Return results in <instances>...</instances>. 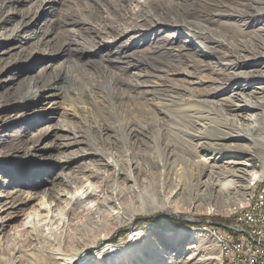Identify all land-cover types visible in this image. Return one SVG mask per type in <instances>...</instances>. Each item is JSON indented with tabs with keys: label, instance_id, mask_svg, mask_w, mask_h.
<instances>
[{
	"label": "rangeland",
	"instance_id": "1",
	"mask_svg": "<svg viewBox=\"0 0 264 264\" xmlns=\"http://www.w3.org/2000/svg\"><path fill=\"white\" fill-rule=\"evenodd\" d=\"M142 1L139 4L140 1L136 0L130 5L133 16L125 11L128 22L139 21L138 12L143 7L138 6ZM148 1L171 11L166 7L169 0ZM91 2L0 0V264H48L45 256L50 253L60 261L59 258L77 252L76 264H95L89 259L97 251L105 247L119 250L130 244L135 236L138 238L129 252L128 264H138L147 258L150 264H160V261L168 264L164 262L161 252L175 253L185 242L166 245L165 234L175 235L180 231L191 230H201L204 234V241L193 245L199 250L208 253L215 247L221 249L220 238L216 233L225 231L227 225L219 221L237 219L236 213L264 191V180L253 188L248 167L251 162L247 155L236 152L223 155L214 150L219 147L215 144L246 147L249 143L246 139L191 141L189 134L231 133L229 123L233 114L221 108L238 93L237 85L231 84L223 93L208 97L204 107L194 102L180 103L179 98L186 95L178 91L169 92L168 88H162V91L142 88L129 92L125 86L113 88L105 84L95 91L88 78L90 75L85 76V67L81 66V62L66 63L67 56L70 59L74 56L69 51L74 46L65 48L62 56L38 53L33 47L41 44L42 40L50 47L58 43L56 20L65 12L80 13ZM238 21L213 17L205 24L215 28L223 22ZM255 24L252 23L247 30H251ZM258 24L264 25L262 21ZM46 27L50 29L48 36L34 38V32ZM146 38L144 45L138 43L135 49L128 46L125 55L138 58L142 55L141 51L162 41L167 47L196 51L195 58L198 60L215 62L210 45L202 46L200 38L177 30L171 24L155 28L154 33ZM94 39L99 41L98 38ZM187 41L190 42L185 44ZM111 47L107 45V48ZM112 51L121 53L115 47ZM101 57H105L104 52L85 54L82 61H96ZM123 66L120 64L111 69L118 71ZM148 71L147 67L131 68L125 75L134 77L135 74ZM50 74L53 77L70 78L68 83L57 81L48 87L43 85V79ZM175 79L172 84L185 85L182 76ZM207 85L196 88L202 89ZM62 121L75 127L70 131L65 127L61 129ZM189 140L197 150V155L192 157L181 152V144L186 146ZM74 142L76 145L62 147L63 144ZM203 146L210 148L205 151ZM168 149H173L178 155L175 160L167 158ZM65 155L67 158L63 161L73 160L68 165L40 164ZM26 160L27 165H23L22 162ZM9 161L10 164L5 163ZM107 162L109 166L104 165ZM156 162H159L158 166ZM228 162L237 165H229ZM37 167L38 174H26L25 170ZM229 167L239 169L238 178H229L234 181L231 189L220 190L217 186L219 181L211 177V172L225 171L224 168ZM90 168L99 174L95 175L89 171ZM61 173L72 174L76 182L67 179L70 183L56 189L59 193L62 189L69 192L81 189L84 181H87L86 186L91 184L93 191L99 193L86 200L90 208L78 216L73 227L62 229L59 222L56 238L41 242L36 238L38 228L22 227L26 219L24 214L31 210L30 207L35 208L42 197L47 199L45 194L51 189L55 190L59 181L57 177ZM91 173L95 177L88 180ZM250 187L254 190L245 189ZM90 190L91 187L88 192ZM119 193L123 195L122 202L130 203L131 210H135V217L129 225H123L114 214L121 202L116 197ZM106 197L114 203L102 208L104 213L97 216L99 206L96 204ZM147 207H154V212L142 214L141 210ZM160 207H167V210H159ZM67 212L63 214L62 220L70 216ZM42 223L41 217L35 220V226L39 227ZM203 224L212 227H204ZM233 224L234 221L229 226ZM44 227V234H47V228ZM82 251H85L83 254L86 253V258L80 261ZM26 253L30 255L26 256ZM172 253L167 255L168 261L180 260L185 256L172 258ZM190 255L191 252L186 254V258ZM118 256L111 255L109 259L116 260L120 258ZM155 256L156 259L153 258ZM224 258L222 255L221 261ZM106 260V254H103L101 261ZM50 264H54V261L51 260ZM112 264L119 263L114 261Z\"/></svg>",
	"mask_w": 264,
	"mask_h": 264
},
{
	"label": "bare ground",
	"instance_id": "2",
	"mask_svg": "<svg viewBox=\"0 0 264 264\" xmlns=\"http://www.w3.org/2000/svg\"><path fill=\"white\" fill-rule=\"evenodd\" d=\"M67 1L72 2V0ZM91 1H93L91 5L87 6L80 13L72 14L70 12H65L62 14L56 20L57 28L55 34L58 43L50 47L47 42L45 43L44 40H42L41 44L33 45V47L37 49V52L45 55L56 54L62 56L65 53V48L74 46V49L69 50L74 56L72 59L67 56L66 63L74 64L81 62V66L85 67V76L88 77V75H90L88 78L92 85V89L95 91H99V87L105 84H110L113 88L125 86L129 92H134L142 88H150L152 91H162V88H168L169 92L176 93L178 91L186 95L179 98L180 103L187 104L194 102L204 107L207 104L205 99L223 93L231 84L237 85L238 93H236L233 98L227 100L221 108L226 113L233 114L229 123V125H231V128H229L231 133H225L223 131L211 135L198 133L197 135L189 134V137L191 141L192 139L199 141L212 139L216 142H222L228 139H246L249 141L246 147H224L215 144V146L219 147L214 148V150L218 151V153H223V155L234 152L247 155L251 162L250 165H248L251 183L253 184V188L257 187L264 180V25L261 26V24H258L259 21L264 23V0H169L166 7L170 8L171 11L157 6L152 1L143 0L142 4L138 6L143 7L140 9V12H138L140 13V16L137 17L139 18L138 22L135 20L128 22V20L125 19V11L128 12V15L129 13L132 16L134 15L130 5L136 3V0ZM139 1L140 4L141 0ZM68 11H70L69 8ZM213 17L239 19V21L236 23L223 22L218 24L215 28H210L205 23ZM189 19L193 20L190 21ZM252 23L257 24L248 31L247 28L250 27ZM169 24L177 30L186 31L200 38L203 41L201 43L202 46L210 45L211 54L215 62L198 60L195 58L196 51L191 52L189 49L183 47H179L178 49L167 47V44H163L162 41L154 43L149 48L141 51L142 55L138 58L128 54L125 55V50L128 46H133L135 49L138 47V43L144 45L147 40L146 37L149 36V34H153L155 28H163ZM34 27H36V24H34ZM49 32V28H42L41 31L33 33L35 36L34 38H37L39 35L43 37L48 36ZM132 33L134 35L124 41V39ZM94 38H98L99 41ZM164 42H166V40ZM189 42L190 41H187L185 44ZM107 45H112L113 47L107 48ZM114 47L119 49L121 53L112 51ZM96 52H104L105 57L97 58L96 61H82L83 55H92ZM116 54L117 56L115 58H111ZM135 54L134 52V55ZM154 54H157V56H154ZM120 64L124 66L118 71H113L111 69V67ZM87 66H89V68H87ZM139 67H147L149 71L143 74H135L134 77L125 75L129 69ZM180 76L184 79L185 85L180 86L172 84L173 81H176L175 78ZM69 78L70 76L53 77L50 74L43 79V85L51 87L53 84H56L57 81H60L62 84L68 83ZM152 80H156V82ZM167 83H169V85ZM205 84L209 85L202 89L196 88L197 86L201 87ZM14 98H16V96H14ZM157 115L158 113H156V116ZM62 122L61 129L65 127L66 130L70 131L75 127L74 125L67 124L66 121ZM190 140L186 146L181 144V152L192 157L197 155V150L192 146ZM73 145H76V142L63 144L62 147L68 148ZM205 146H203V148L207 151L206 149L210 147ZM166 156L167 158L169 157V160H175L178 155L173 152V149H168ZM65 158H67L66 155L57 160L51 159L47 162H41L40 164L47 163L50 165L52 163H64L68 165L73 161L68 159L63 161L62 159ZM215 159L216 158H213V160ZM26 162L27 160L22 162L23 165L26 164ZM5 163L10 164V161ZM156 164L158 166L159 162H156ZM228 164L237 165L235 162H228ZM104 165L109 166V163L107 162ZM226 168H224L225 171L215 170L211 172V177L219 181L217 186L220 190L231 189L234 181L229 180V178H238L237 173L239 169L234 167ZM25 171H27L26 174L28 173L29 175L31 173L38 174L36 172H38L39 169L37 167L36 169ZM89 171L93 172L95 175L99 174L92 171L91 168ZM94 174L87 179L89 180L91 177H95ZM120 174L123 173H118V175ZM57 178L59 181L55 190L51 189L48 194H45L47 199L44 200L42 197L41 202H39L35 208L34 206L30 207L31 210L24 214L26 215V219L22 227L26 229L31 227L38 228V234H36L38 236H36V238L41 242L50 238H56V231L60 225L59 222H61L62 229L73 227L78 216L84 210L90 208L89 202H86V200L96 197V192L99 193L97 190L93 191L91 184L86 186L87 181H84L81 189H73L71 192L62 189L59 193V190L56 189L68 186L70 181L76 182V177L72 174L67 175L61 173ZM67 179H70V181ZM89 187H91V190L88 192ZM253 188L250 187L245 189L252 190ZM53 193H55V195H52ZM116 197L117 200L121 202H119L116 208V213H113L121 219L120 222L123 225H129L135 217V210H131L130 203L127 204L122 202L123 195H121V193ZM32 199L34 200V198ZM247 200H249V198ZM252 202V199L249 200L247 207L236 213L238 218H241L243 215H249L252 211ZM112 203L114 202L108 197L97 202L96 205L99 206L98 212H96L98 214L97 216L104 213V210H101L102 208ZM23 205H26V203ZM158 209L167 210V207H160ZM154 210V207H147L141 210V213L148 215L154 212ZM66 211H68L67 213L70 216L62 220V216ZM40 217L44 223L39 227L35 226V220ZM31 221H33L32 224ZM44 226L47 228V234H44ZM165 236L166 245L171 244L170 246H173L182 241L185 242V246L183 245L179 251L173 252L174 254L172 251L167 252L161 250V253L164 254L163 260H165V263L223 264L225 260L226 264H228L227 250L221 239L219 240L221 249L215 247L208 253H204L202 250H199L198 247L193 246L204 241V234L201 230L180 231L175 235L166 233ZM137 238L138 236H135L130 244L119 250H111L109 247H105L101 251H97L96 255H94L92 259L90 258L89 261L91 262L93 260L95 264H112L114 261H117L119 264H128L130 260L129 252ZM30 240L32 239L30 238ZM196 251L198 254H195ZM84 252L85 251H82L80 254ZM190 252L191 255L186 258V254ZM171 253L173 254L172 258L185 256L180 260L177 259L174 261L172 259L168 261L167 255ZM77 254L78 252L59 258L60 261L54 259L52 253L47 257L45 256V258L48 264H50L51 260L54 261V264H58L59 262V264H76ZM103 254H106L107 257V260L104 262L101 261ZM116 254H119V259H109L111 255ZM29 255L30 254L26 253V256ZM222 255H225V259L221 261ZM85 258L86 253L81 256L80 261ZM153 258L156 259V256ZM143 261L138 264H150L148 258ZM160 262V264H163V261ZM156 264H159V262H156Z\"/></svg>",
	"mask_w": 264,
	"mask_h": 264
},
{
	"label": "built area",
	"instance_id": "3",
	"mask_svg": "<svg viewBox=\"0 0 264 264\" xmlns=\"http://www.w3.org/2000/svg\"><path fill=\"white\" fill-rule=\"evenodd\" d=\"M233 221L216 233L227 250L228 264H264V191L253 199L249 215Z\"/></svg>",
	"mask_w": 264,
	"mask_h": 264
},
{
	"label": "trees",
	"instance_id": "4",
	"mask_svg": "<svg viewBox=\"0 0 264 264\" xmlns=\"http://www.w3.org/2000/svg\"><path fill=\"white\" fill-rule=\"evenodd\" d=\"M219 220H220V219H219ZM219 222L222 223V224H224V225L229 226V225H231V224L233 223V219H231V218L221 219ZM203 226H204V227H208V228H211V227H212V226H208V225H206V224H203ZM213 227H215V226H213ZM224 256H225V255H224ZM224 259H225V258H224ZM223 264H226V261H225V260H224Z\"/></svg>",
	"mask_w": 264,
	"mask_h": 264
}]
</instances>
